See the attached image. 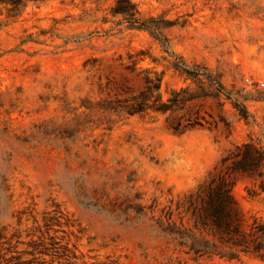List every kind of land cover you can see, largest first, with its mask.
I'll use <instances>...</instances> for the list:
<instances>
[{
	"label": "rangeland",
	"instance_id": "374dc122",
	"mask_svg": "<svg viewBox=\"0 0 264 264\" xmlns=\"http://www.w3.org/2000/svg\"><path fill=\"white\" fill-rule=\"evenodd\" d=\"M260 84L264 0H0L9 262L69 264L11 240L48 214L80 264H264Z\"/></svg>",
	"mask_w": 264,
	"mask_h": 264
},
{
	"label": "trees",
	"instance_id": "16d2710c",
	"mask_svg": "<svg viewBox=\"0 0 264 264\" xmlns=\"http://www.w3.org/2000/svg\"><path fill=\"white\" fill-rule=\"evenodd\" d=\"M9 2H21V0H6ZM264 190V186H263ZM215 195L217 199L221 200L222 205L227 204L228 202H232L231 196L229 194V189L224 185L220 184L218 187H216ZM51 217L48 214H43L41 218L34 217V225L30 230H21L20 229V221L21 218H19V224H17L18 228L14 230L13 235L11 236V240L13 238L17 239V243L21 245H26L28 248H30L33 251V256H35L34 253L38 252L40 248H47L49 245L58 244L61 248L62 254L61 257H64L69 264H80L78 260L85 259L86 256L81 253V255H77L76 253V247L73 245L74 249L70 247L71 240L70 237L68 238L69 234L73 233L71 231H65L64 233L66 236L59 235V232L61 230H53V235L51 234V227L52 224H50ZM63 225H66L68 227V223L62 222L59 220L58 227H62ZM4 232L0 231V264H11L9 261L10 258L7 257V254L3 249L2 241L4 239ZM22 237L30 238L29 242L22 241ZM59 240V241H58ZM28 252V251H27ZM14 258V257H13ZM22 257H16L18 259L17 263L13 264H32L31 261H21ZM35 259V258H32ZM89 261L83 260L81 264H107L105 261H92L93 257L89 256ZM9 262V263H8Z\"/></svg>",
	"mask_w": 264,
	"mask_h": 264
},
{
	"label": "built area",
	"instance_id": "2783aa9c",
	"mask_svg": "<svg viewBox=\"0 0 264 264\" xmlns=\"http://www.w3.org/2000/svg\"><path fill=\"white\" fill-rule=\"evenodd\" d=\"M260 86H261V87H263V86H264V84H260Z\"/></svg>",
	"mask_w": 264,
	"mask_h": 264
}]
</instances>
